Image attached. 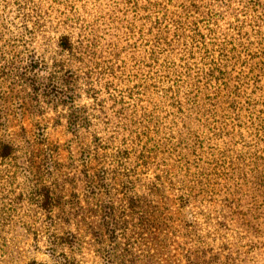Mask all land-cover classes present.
I'll use <instances>...</instances> for the list:
<instances>
[{
	"label": "rangeland",
	"instance_id": "rangeland-1",
	"mask_svg": "<svg viewBox=\"0 0 264 264\" xmlns=\"http://www.w3.org/2000/svg\"><path fill=\"white\" fill-rule=\"evenodd\" d=\"M3 143L0 264H264V0H0Z\"/></svg>",
	"mask_w": 264,
	"mask_h": 264
},
{
	"label": "trees",
	"instance_id": "trees-1",
	"mask_svg": "<svg viewBox=\"0 0 264 264\" xmlns=\"http://www.w3.org/2000/svg\"><path fill=\"white\" fill-rule=\"evenodd\" d=\"M61 46L65 50H72V45L69 42V37L68 36H63L61 38ZM13 152V146L10 143H3L0 146V158L1 159H6L11 156ZM40 195L42 196V201L41 205L44 208H49L53 203H52V196L50 189L47 187H42L40 190Z\"/></svg>",
	"mask_w": 264,
	"mask_h": 264
}]
</instances>
